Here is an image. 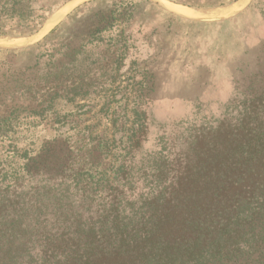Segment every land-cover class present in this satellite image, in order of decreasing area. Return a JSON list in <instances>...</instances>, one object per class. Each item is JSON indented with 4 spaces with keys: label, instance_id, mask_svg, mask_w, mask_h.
Masks as SVG:
<instances>
[{
    "label": "trees",
    "instance_id": "1",
    "mask_svg": "<svg viewBox=\"0 0 264 264\" xmlns=\"http://www.w3.org/2000/svg\"><path fill=\"white\" fill-rule=\"evenodd\" d=\"M45 1L0 0V35L35 32ZM142 3L108 0L52 30L33 63H0V264H264V56L229 69L218 115L199 105L146 145L155 72L140 100L104 89ZM43 123L54 138L18 147Z\"/></svg>",
    "mask_w": 264,
    "mask_h": 264
},
{
    "label": "rangeland",
    "instance_id": "2",
    "mask_svg": "<svg viewBox=\"0 0 264 264\" xmlns=\"http://www.w3.org/2000/svg\"><path fill=\"white\" fill-rule=\"evenodd\" d=\"M71 1L46 0L43 5L52 4L54 8L46 14L43 23L33 33L0 35L17 39L16 43L8 44L10 46L23 44L19 48H0V63L7 66L12 62L17 67L33 63L35 49L45 48L49 44L46 38L51 35L52 30L56 29L55 35H58L79 27L81 13L93 7L97 9L105 6L108 2L82 0L72 5ZM222 2L228 4L220 6ZM245 2L246 0H210L204 4L196 2L195 6H191L180 0H143L137 17L120 26L125 35L129 36V40H126L127 54L119 69L110 73L118 75V78L115 82L106 83L104 89H115V100L122 101L123 104L137 101L140 100L139 90L151 85L150 71L155 72L153 78L157 87L152 95L158 100L147 107L153 125L146 145L155 141V135L160 133V127L164 123L189 117L190 112L199 105L200 116L218 115L219 101L229 91V69L238 67L241 61L248 64L250 70L257 67V56H264V0H249L247 5H243ZM173 5L194 10L222 8L232 10L225 16L232 15L219 22L194 21L166 8ZM52 15L55 16L53 22L33 36ZM116 33L117 31L113 34ZM92 49L91 60L95 61L98 48L95 46ZM139 75L147 77L142 79ZM100 94L93 95L90 99L97 98L103 103ZM77 101L85 102L87 99L79 97ZM82 119H89L91 122L92 114L85 115ZM35 132L36 141H33L29 137L31 133L22 129L16 142L18 147H26L32 143L33 147L39 148L45 138L55 137V131L47 123L39 125Z\"/></svg>",
    "mask_w": 264,
    "mask_h": 264
},
{
    "label": "bare ground",
    "instance_id": "3",
    "mask_svg": "<svg viewBox=\"0 0 264 264\" xmlns=\"http://www.w3.org/2000/svg\"><path fill=\"white\" fill-rule=\"evenodd\" d=\"M169 9H171L172 11L182 16L189 17V18H209V17H200V16L227 17L225 15L232 11V10H225L222 8L194 10V9H190V8L179 6V5H173L172 7H169ZM16 41L17 39H14V38L0 37V47L19 46V45H12V46L8 45V44L16 43Z\"/></svg>",
    "mask_w": 264,
    "mask_h": 264
},
{
    "label": "water",
    "instance_id": "4",
    "mask_svg": "<svg viewBox=\"0 0 264 264\" xmlns=\"http://www.w3.org/2000/svg\"><path fill=\"white\" fill-rule=\"evenodd\" d=\"M80 1H82V0H72L71 1V4L73 5V3H76V2H80ZM248 2H249V0H246V2H245V4H243V5H247L248 4ZM242 5V6H243ZM166 8L167 9H169V7L168 6H166ZM170 11H172L171 9H169ZM242 10V9H241ZM172 12H174V11H172ZM237 12H240V11H237ZM174 13H176V12H174ZM176 14H178V13H176ZM178 15H180V14H178ZM232 15V14H231ZM231 15H229V16H227V17H209V18H189V17H185V16H182V15H180L181 17H184V18H187V19H190V20H194V21H200V22H219V21H223V20H226V19H228V17H230ZM54 15H52L50 18H49V20H48V22L47 23H45L42 27H41V29L39 30V31H37L33 36H35V35H38L47 25L49 26L52 22H53V19H54ZM34 42V41H33ZM32 42V43H33ZM25 44V43H24ZM23 44H21V45H19V46H14L13 48H19L20 46H22ZM0 48H11V47H0Z\"/></svg>",
    "mask_w": 264,
    "mask_h": 264
}]
</instances>
